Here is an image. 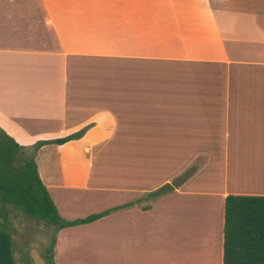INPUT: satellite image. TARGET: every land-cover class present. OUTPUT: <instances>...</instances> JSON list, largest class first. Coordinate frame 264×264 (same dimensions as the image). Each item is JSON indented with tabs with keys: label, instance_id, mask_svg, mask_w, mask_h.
<instances>
[{
	"label": "crops",
	"instance_id": "0c3cea01",
	"mask_svg": "<svg viewBox=\"0 0 264 264\" xmlns=\"http://www.w3.org/2000/svg\"><path fill=\"white\" fill-rule=\"evenodd\" d=\"M107 59L195 70L164 91L134 75L131 97L73 74ZM251 83H264V0H0V128L25 147L83 130L38 148V176L64 219L107 211L59 229L54 264H221L225 196L264 195ZM123 148L165 156L141 175L105 156Z\"/></svg>",
	"mask_w": 264,
	"mask_h": 264
},
{
	"label": "trees",
	"instance_id": "16d2710c",
	"mask_svg": "<svg viewBox=\"0 0 264 264\" xmlns=\"http://www.w3.org/2000/svg\"><path fill=\"white\" fill-rule=\"evenodd\" d=\"M83 130L63 137L36 141L25 147L0 128V206L11 205L24 215L52 225L54 231L91 222L107 211L83 218L64 219L42 184L35 162L38 148L44 144H62L78 137ZM168 189L163 185L160 191ZM6 211H3L5 216ZM221 264H264V195L227 194L223 203ZM55 233L46 248L48 264L52 260ZM0 264H14L13 243L5 223L0 224Z\"/></svg>",
	"mask_w": 264,
	"mask_h": 264
},
{
	"label": "rangeland",
	"instance_id": "374dc122",
	"mask_svg": "<svg viewBox=\"0 0 264 264\" xmlns=\"http://www.w3.org/2000/svg\"><path fill=\"white\" fill-rule=\"evenodd\" d=\"M92 61V63L89 62L90 66L97 70L92 69V71L87 72L84 68L81 67L86 66V63L88 62L82 60V62H79V66L81 67H78L73 74L89 75L90 73L96 75L97 73L98 75L103 76L102 79H104L105 81L104 84L100 85V92L109 94H114L118 92L123 93L124 95H127L129 97H131L134 90H138L137 86H135V84L133 83V80H135L133 78L134 75L140 76L137 78H152V80L154 79V81H158V83L153 84L155 86H153V88L150 90L164 91L165 89L163 87H160V83L165 82V79L170 78L172 76V71L174 73L179 74V71L181 70L185 71L186 73L187 71L189 72L195 70V67L191 65L179 67V65L174 66L153 64L145 66V64H138L139 66H135V68L132 66V63L117 60L107 59L100 61ZM98 69L100 72H98ZM201 69H205L206 71H210L211 73H220V71H217L216 69L210 67H201ZM251 86L253 90H256V88H262V90H264V83H251ZM110 102L113 103L115 101L110 100ZM128 102V106H125L127 111L131 109V100ZM134 154L135 159L133 161ZM170 154L171 149H168L167 156L169 157ZM105 156L109 158H107L108 160L112 158L124 157L125 168L132 169L134 164H137L136 168H138L140 165L142 169L141 175H144L145 170L143 169L149 168L148 163L152 161V164H155L154 162H156L157 158L160 156H165V153L163 154L162 149L160 150L150 148H123L116 151L115 149H110V151ZM138 159L140 161H138ZM108 164L110 169L116 170L117 167L112 164V161ZM158 175L159 174H156V176L154 175V177H157ZM145 179L148 178H143L142 182H144ZM215 204V200H212V202L205 200L204 202V205L206 207L211 205L214 206ZM4 210L6 211L5 216H3ZM1 223L6 224L11 234L13 243L14 264H48L45 258L46 248L50 245L52 234L55 233L56 237L57 232L54 231V227L52 225H46L38 219L30 218L11 205H6L5 208H1L0 206V224ZM81 248H83V245L75 246V248H73V250L71 251V254L68 253L69 257L72 260H75V256L77 255L76 253L79 252ZM52 253V260H54V247Z\"/></svg>",
	"mask_w": 264,
	"mask_h": 264
}]
</instances>
